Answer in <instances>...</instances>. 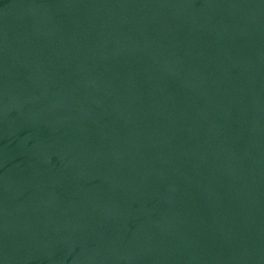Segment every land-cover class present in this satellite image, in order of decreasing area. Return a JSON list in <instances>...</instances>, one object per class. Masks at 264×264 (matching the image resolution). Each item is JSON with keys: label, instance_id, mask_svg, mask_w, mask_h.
<instances>
[{"label": "water", "instance_id": "1", "mask_svg": "<svg viewBox=\"0 0 264 264\" xmlns=\"http://www.w3.org/2000/svg\"><path fill=\"white\" fill-rule=\"evenodd\" d=\"M0 264H264V0H0Z\"/></svg>", "mask_w": 264, "mask_h": 264}]
</instances>
